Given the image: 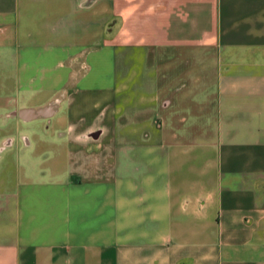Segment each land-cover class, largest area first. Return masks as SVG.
<instances>
[{
	"label": "crops",
	"instance_id": "1",
	"mask_svg": "<svg viewBox=\"0 0 264 264\" xmlns=\"http://www.w3.org/2000/svg\"><path fill=\"white\" fill-rule=\"evenodd\" d=\"M0 264H264V0H0Z\"/></svg>",
	"mask_w": 264,
	"mask_h": 264
}]
</instances>
